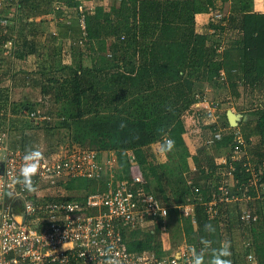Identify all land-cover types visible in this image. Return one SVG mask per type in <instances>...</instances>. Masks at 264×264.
I'll list each match as a JSON object with an SVG mask.
<instances>
[{"label":"trees","instance_id":"obj_1","mask_svg":"<svg viewBox=\"0 0 264 264\" xmlns=\"http://www.w3.org/2000/svg\"><path fill=\"white\" fill-rule=\"evenodd\" d=\"M62 1L66 3V10L64 7L51 10L56 20L62 19V28L52 31L46 42L52 50V58L62 53V63L54 60L55 65L45 66L48 73L43 81L36 82L41 83V97L50 98L44 112L48 119L41 126L28 118L9 126L12 146L22 149L40 146L32 143L34 137L27 133L28 129L50 132L58 125L65 126L72 134L70 146L96 150L99 154L102 151L113 153L118 162L114 176L119 179H130L127 153L133 151L147 181V190L169 208V213L166 220L155 222L150 229L125 232L130 251L148 250L166 255L177 249L178 244L165 252L160 238L174 212L178 230L196 234V238L191 237L187 242L196 245L198 252L203 247L201 237L211 240L212 248H219L227 240L231 243L232 264H252L253 261L264 264V232L257 230L258 222L264 225L260 210L252 205L249 212L256 219L247 221L242 218L243 202L222 198L219 187L224 180L228 181L225 173L229 164H218L216 156L207 154L211 146L217 150L226 148L224 156L230 162L238 146L235 137L239 132L244 141L240 144L242 155L234 163L232 181L227 188L231 195L247 193L255 200L258 190L264 188V106L256 110L254 118L241 121L238 128L230 127L226 112L223 121L221 114L218 124L204 125V132L209 135L205 140L220 130L222 138L203 145L206 150H199L195 155L185 145L181 120L182 113L196 102L195 95L203 92L200 91L202 85H215L221 70L228 74L236 97L240 94L238 82L245 86L254 79L264 78V49L258 44L262 36L255 34L256 31L264 34V16L254 14L253 0H231V12L238 15L232 20V28L242 30L244 35L239 40L245 52L244 62L255 63L250 68L244 67L241 73L237 70L242 64L231 59L229 51L224 58L217 57L222 46L219 43L221 20L217 23L210 18L203 23L202 28L209 32H205L202 42L196 31V15L212 12L216 0H116L118 5L113 0L110 10L103 4L94 8L84 6L83 0H5L3 14L17 25L41 13H49L39 11L43 6ZM10 26L0 25V29H7L0 41H16V32ZM39 27L35 25L32 29L35 37ZM108 37H114L111 50ZM68 38L72 41L65 48L64 39ZM253 43L255 47L249 48ZM32 47L30 51L38 49L35 43ZM67 56H71L69 63L64 61ZM88 58L90 64L85 63ZM141 96L145 97L143 103ZM20 108L18 111L15 107L13 111L24 115V111L38 110V103L26 102ZM166 138L175 141V148L165 154V161H157L155 156L149 155L147 147ZM45 146L51 150L62 143ZM201 152L207 154L205 160L198 156ZM251 168L257 173L255 183L251 181ZM110 174L107 170L100 179L69 180L62 183V192L50 193V199L83 200L89 194L106 189ZM71 191H84V194L68 196ZM213 200H216V214L209 217L208 204ZM185 204H193L192 217L180 213L179 206ZM205 224H211L215 232L206 233ZM210 259L209 250L205 252V264Z\"/></svg>","mask_w":264,"mask_h":264},{"label":"built area","instance_id":"obj_2","mask_svg":"<svg viewBox=\"0 0 264 264\" xmlns=\"http://www.w3.org/2000/svg\"><path fill=\"white\" fill-rule=\"evenodd\" d=\"M3 7L4 1L0 0V10ZM79 8L84 11L82 5ZM9 18L1 14L0 25L6 28ZM6 34L7 29L0 30V37ZM3 48L6 55H13L14 40H6ZM197 98L201 108L199 120H204L206 125L218 124L220 105L205 96ZM49 102V96H42L37 101L38 107L44 108ZM24 113L36 124L42 125L48 119L39 108ZM221 131L214 132L206 143L220 140ZM235 138L238 146L231 161L225 158L217 161L218 164H229L225 173L229 177L235 170L234 163L240 158V144L244 143L239 132ZM38 148L45 159L38 175L33 178L37 191L28 193L13 184L25 149L12 146L10 127L0 130V264H102V253L109 246L119 255L122 264H189L192 244L184 243L168 256L128 248L125 232L150 229L155 222L166 220L169 213V208L147 190V181L133 151L127 153L130 179H119L114 176L118 162L113 153L103 158L99 152L90 149L59 146L49 150L43 145ZM107 170L111 174L106 189L89 194L83 200L50 199V193L62 192V183L80 177L100 179ZM251 174V181L255 183L258 178L253 168ZM229 185L230 182L224 180L219 187L225 200L252 198L247 193L231 195ZM7 192H12L13 198L7 197ZM215 203L213 200L208 204L209 217L216 214ZM179 211L192 217L194 206L185 204L179 206ZM242 213V218L247 221L256 219L250 212ZM249 259L252 261V256Z\"/></svg>","mask_w":264,"mask_h":264},{"label":"rangeland","instance_id":"obj_3","mask_svg":"<svg viewBox=\"0 0 264 264\" xmlns=\"http://www.w3.org/2000/svg\"><path fill=\"white\" fill-rule=\"evenodd\" d=\"M107 1V2H106ZM111 1V0H110ZM83 5H88V7H95L99 4H103V6H105V8L107 10H110L111 8V2L109 3V0H83ZM106 3V4H105ZM108 3V4H107ZM253 5H254V14H259L264 16V0H253ZM66 3L64 1H62V7L63 5H65ZM53 6H58V3L56 4L55 2H53L52 4ZM118 5V3H117ZM231 5L233 6V3L231 0H227L226 2H224V0H216V6L215 9H213L212 12H208V13H203V14H197L196 15V20H197V26H196V31L198 32V34L201 35V39L200 41L202 42L203 36L205 34V32H209V30H205L204 28H202V25L204 22L209 21L210 18H213V20H221L220 22V27H219V35H220V39H221V47L218 49L217 52V57L218 58H224L225 57V53L227 51H229V57L231 59H234L235 61L238 62V64H242V67L240 70H233V73L236 72V70L238 71V73H241L242 70L245 71V69H243L244 67L246 68V66L248 68H250L251 65H254V61L248 60L246 61V63L244 62V50H242V45H240L239 40H241L240 38H242L243 32L242 30L239 29H234L232 28L233 26V22L232 20L236 19L235 13H232V9H231ZM83 6V7H84ZM65 8V7H64ZM73 8V7H72ZM68 9V8H67ZM70 9V7H69ZM51 18V20H50ZM46 19V17H45ZM50 23L51 26L56 28L57 27H61L62 28V19H57L53 18L51 16H49V19H47ZM215 21V22H216ZM218 23V21H217ZM57 29V28H56ZM264 31V30H263ZM258 34V36H262L259 39V45H260V49H264V34L262 35L261 31H256L255 34ZM108 48L111 50V45L113 44V40L114 37H108ZM149 42V40L147 41V43ZM255 47V43L251 44V46L249 48ZM111 54V53H109ZM71 62V61H70ZM59 63V62H56ZM86 64H90V59H86L85 60ZM243 63L245 64L243 66ZM228 74L224 71L221 70L219 72L218 75V80L215 82V85L213 86H208L206 84L202 85V90L203 92H199L195 95L196 98V102L193 104V106L188 109L186 112H183L181 115V120L182 118L186 115V120H194L195 122V118H196V128H198L199 130L202 131V133H191V131L189 132V136H188V142L190 144V149L189 147H187L189 149V151L192 154H197L199 150H206V148L203 145H207V143H205L207 140L206 137H208L209 135L207 134V132H204V125H206L204 123V120H199V118H201L200 116L198 117L199 112H201V108L198 105V98L197 96H205L208 100L212 101V102H216L218 104H220V109H221V114H222V121L224 120V113L228 110H232L234 113L241 115V121H247L249 119H252L255 117V113L257 109H260L261 107L264 106V78H260V80H256L254 79L252 84H247L245 86H241V84L238 82V86H237V90H239L240 94L239 96L236 97V95L233 94V90H232V82L231 80L228 78ZM46 82V81H45ZM47 84V83H44ZM165 88H162V91H164ZM56 91V90H55ZM57 93V91L55 92ZM27 95V93H26ZM41 97V94L38 95L37 93L35 94H30L28 96V98L32 101L37 102L39 100V98ZM145 97L140 98V102L143 103L144 102ZM50 103V102H49ZM49 103L47 106H45L44 108H42V106L38 107L41 112H45L46 109L49 107ZM82 106V105H80ZM82 108V107H81ZM21 108H19L18 111H20ZM77 109V108H76ZM189 113V114H188ZM24 114V113H22ZM20 115V114H19ZM24 117L22 118H27L24 115H22ZM246 119V120H245ZM29 120V119H28ZM240 121V122H241ZM239 122V124H240ZM35 124V123H34ZM39 126H41L39 124ZM239 126V125H238ZM237 126V128H238ZM28 134H32L31 136L34 137L32 143H34L35 145H47L48 143H62V147H64L63 145L67 146L71 148L72 146H70L69 143H72V134L69 130V128H66L65 126H61L58 125L55 128H53L50 132L47 131H41L39 129H28L27 130ZM206 133V134H204ZM184 135V134H183ZM203 140V141H202ZM161 142V140H157L155 142H153L151 145H149L147 147L148 153L149 155L152 154V156H155V160L157 161H165L166 160V155H161L158 153V144ZM211 145V144H208ZM204 147V148H203ZM176 150H178L176 148ZM207 151H209V153L207 154H211L216 156V162L219 160L221 161L223 158H225L227 160V157H225L224 155L227 153L226 148H223L221 150H217V149H213V147H209V150L207 149ZM244 152V151H243ZM220 153L222 155H220ZM102 157L106 158L110 152L108 153V151H102ZM206 153L201 152L198 156L202 159L205 160ZM240 156L242 155V151L239 154ZM253 176V174H252ZM228 181L231 182L232 178L228 177ZM84 194V191H80V192H76V191H71L68 192L67 195L69 196H81ZM239 202H243L241 204V212H249V209L252 205H256V208L260 210L261 212V218H263L264 222V188L261 190H258L257 192V196L255 200H252V198L250 200H245L242 199ZM170 224L166 225L160 238H161V242H162V246L164 247L163 250H166L165 252H167V250L169 249H173L174 245L180 246L184 243H188L187 241H189V239L191 240V237L196 238V234L194 233H188L187 231H179L178 230V222H176L177 220L174 218V212H172V217L170 219ZM257 230L259 232H264V225L260 224L258 222L257 225ZM189 244V243H188ZM190 245V244H189ZM193 247L196 248V245H193ZM175 250V249H174ZM177 250V249H176ZM175 250V251H176ZM198 252V249H197ZM171 253V250H170ZM169 253V254H170ZM168 253L164 256H168ZM252 264H256L255 261L252 262Z\"/></svg>","mask_w":264,"mask_h":264},{"label":"crops","instance_id":"obj_4","mask_svg":"<svg viewBox=\"0 0 264 264\" xmlns=\"http://www.w3.org/2000/svg\"><path fill=\"white\" fill-rule=\"evenodd\" d=\"M3 1L5 2V0ZM110 2H113V0H109V3ZM55 3H58V6L47 5L39 9V11L42 12L44 10H48L49 13H41L36 17H31L28 19V22H20L16 25L13 20L14 18H11L13 21L9 22L11 25L10 27H12L14 32H16L13 55L5 54V50L3 48L4 42L0 41V129L23 121L24 118L22 117L24 116L17 114V112H14L13 109H15V107L16 109L20 108L21 105L26 102H35L30 100L28 96L35 93L40 95L42 88L41 83L36 82L43 81L42 79L46 73H48V70L44 69V67L54 64V60H57L59 63L61 61L62 63V53L57 55V58L55 56L52 58V50L50 49L49 43H46L50 37V33L54 30L57 31L56 28L59 29V27H52L51 23L47 20L49 19V16L55 18L51 10L56 11L59 7H61L60 9L62 10V2ZM117 3L118 2L116 1L114 4ZM63 7H65V5H63ZM63 10L66 9L63 8ZM0 13L3 14V8L0 10ZM35 25L38 27L40 26L38 32L35 31L37 34L36 37L34 36L33 31V27ZM71 39L72 38L64 39L65 48L70 45V41H72ZM34 43L38 45V49L34 50L36 52L30 51L33 48L32 46ZM64 61L69 63L71 61V56L64 57ZM182 121L185 128V133L183 135L185 145L190 149L191 146L187 141L189 132L191 131V133H193L195 131L194 133L201 134L202 131L196 128V118L195 122L192 119L191 121L186 120L185 115L182 118Z\"/></svg>","mask_w":264,"mask_h":264},{"label":"clouds","instance_id":"obj_5","mask_svg":"<svg viewBox=\"0 0 264 264\" xmlns=\"http://www.w3.org/2000/svg\"><path fill=\"white\" fill-rule=\"evenodd\" d=\"M121 126L123 127V125ZM174 148L175 141L171 138H166L158 144V153L165 155L172 152ZM44 159V154L38 147H26L18 174L13 177V184L19 185L25 192L35 193L37 187L33 178L38 175L41 162ZM5 195L13 198L12 192H7ZM204 231L206 233H214L215 228L211 224H205ZM200 243L203 246L200 252H197L194 247L191 249V260L189 264H205V252L209 250L211 252V259L208 260L207 264H232V260L230 259L232 256L230 241H223L219 248H212V241L206 237H201ZM102 255L104 257L102 264H122L119 255L115 253L111 246L107 247Z\"/></svg>","mask_w":264,"mask_h":264},{"label":"water","instance_id":"obj_6","mask_svg":"<svg viewBox=\"0 0 264 264\" xmlns=\"http://www.w3.org/2000/svg\"><path fill=\"white\" fill-rule=\"evenodd\" d=\"M227 119L229 121L230 127L235 128L239 125V122L241 121V115L234 113L232 110H228Z\"/></svg>","mask_w":264,"mask_h":264}]
</instances>
